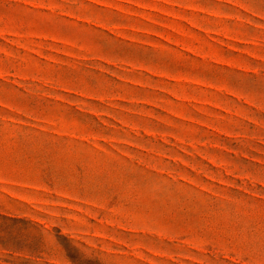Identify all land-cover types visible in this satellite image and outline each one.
Wrapping results in <instances>:
<instances>
[{"label":"rangeland","instance_id":"1","mask_svg":"<svg viewBox=\"0 0 264 264\" xmlns=\"http://www.w3.org/2000/svg\"><path fill=\"white\" fill-rule=\"evenodd\" d=\"M0 264H264V0H0Z\"/></svg>","mask_w":264,"mask_h":264}]
</instances>
